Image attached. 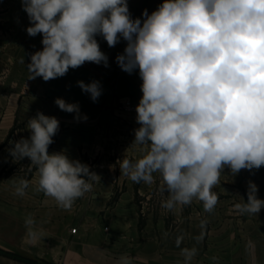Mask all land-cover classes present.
<instances>
[{"label": "clouds", "instance_id": "9594fccd", "mask_svg": "<svg viewBox=\"0 0 264 264\" xmlns=\"http://www.w3.org/2000/svg\"><path fill=\"white\" fill-rule=\"evenodd\" d=\"M30 25L27 34L42 35V50L30 55L29 80L47 82L64 77L86 62L108 66L96 39L109 47L126 41L118 54L119 67L131 74L138 69L142 96L136 106L134 145L143 155L123 158L120 173L134 183L151 185L161 178V202L174 211L202 202L212 213L218 203L213 191L224 168L232 174L264 166V0H163L143 19L131 17L128 0H21ZM92 101L102 94L99 81H78ZM60 110L80 115L78 103L56 98ZM28 138L9 149L14 160L28 158L36 167L35 191L71 210L100 177L87 164L63 151L49 153L59 130L55 116L37 112L27 125ZM30 182H14V194L27 195ZM249 181L247 202L237 203L240 214L257 215L264 200ZM242 199V198H241ZM243 200V199H242ZM24 243L43 242L44 230L31 214L25 218ZM207 220H201L204 238ZM184 237H176L180 247ZM197 248L183 247L182 264H192ZM218 264V257H212ZM117 264H133L122 255ZM179 264V262H178Z\"/></svg>", "mask_w": 264, "mask_h": 264}, {"label": "crops", "instance_id": "0c3cea01", "mask_svg": "<svg viewBox=\"0 0 264 264\" xmlns=\"http://www.w3.org/2000/svg\"><path fill=\"white\" fill-rule=\"evenodd\" d=\"M161 3L163 0H128V7L133 19H143L145 9L151 14ZM29 26L21 0H0V264H117L122 255L132 257L133 264H182L181 248L193 246L198 252L192 264H214L212 257H218V264H264V208L257 215L240 214L235 209L237 203L247 202L249 181L258 186L257 197L264 200V182L252 170L242 169L235 175L229 168L223 170L213 188L219 199L212 213H206L202 202L195 200L174 211H165L161 202L167 193L160 191L162 181L158 173L153 174V184L138 187L120 170H94L100 180L68 211L35 191L31 183L37 178L34 166H30L28 178L18 174L4 176L10 161L9 149L25 135L21 128L10 132L18 119L24 82L29 79L30 55L43 48L42 35L29 36ZM96 39L108 57L107 67L86 62L70 69L64 77L47 82L37 77L31 80L33 94L78 103L80 110H104L100 105L108 101L115 86L132 94L141 91L137 71L129 74L116 62L126 41L121 39L115 47H109L101 36ZM93 80L99 81L102 90L95 102L77 84ZM9 83H16V90H10ZM10 97L17 99L16 106L9 105ZM72 133V128L64 130L49 147V153L63 151L70 159L80 160L85 154L79 149L84 135L74 134L81 141L73 151ZM20 179L30 182L23 197L14 194V182ZM143 191L150 198L161 195L148 203L160 213L149 212L140 226L136 194ZM116 192L119 194L114 199ZM29 214L44 230L43 242L37 245L24 243V222ZM204 219L205 234L198 243L195 237L200 235V222ZM73 228L76 232H72ZM181 234L184 239L177 247L176 237Z\"/></svg>", "mask_w": 264, "mask_h": 264}, {"label": "rangeland", "instance_id": "374dc122", "mask_svg": "<svg viewBox=\"0 0 264 264\" xmlns=\"http://www.w3.org/2000/svg\"><path fill=\"white\" fill-rule=\"evenodd\" d=\"M136 71L138 73L139 87L142 81L139 77L138 69ZM32 86L33 82L31 80L27 79L24 82L25 93L23 98H19L18 119L13 127L15 130L17 128L24 130V138L30 136V131L27 128L29 119L35 117L39 111L47 116H55L59 121V130L53 137L54 142L52 144L58 140L64 130L72 128L74 133H72V138L70 136V143L73 144L72 148L74 151L76 148L75 145H79L81 141L74 134L83 132L82 147H78L85 154L82 155L79 161L87 164L92 172L94 170L107 169L120 170L119 161L123 158L135 161L143 155L140 146L133 144L135 139L134 130L140 126L136 122L137 113H128L123 110V103L125 101L131 100L136 106L138 105L142 96L141 91L132 94L129 90L123 92L115 86L111 91L108 101L100 105L105 108L104 110H80L81 117L86 116L87 119L76 120L74 119L75 113H64V111L59 109L55 104V98L46 96L37 97L34 95ZM9 88L10 90H16V83H9ZM16 100V98L10 97L8 99L9 105L16 106ZM7 155H10V152ZM9 159L8 169L5 170L4 176L18 174L28 178L30 175V166H33L31 165V161L28 158L16 161L11 155ZM252 171L257 173V177L261 182H264V166L258 170L253 169ZM136 185L142 187L144 183H136ZM118 194L116 192L112 197L116 199ZM160 196V194H154L150 198L144 191L136 194V201L140 207V226L144 225L146 214L149 212L160 213L157 209H151V206L148 204L152 200H158Z\"/></svg>", "mask_w": 264, "mask_h": 264}, {"label": "built area", "instance_id": "2783aa9c", "mask_svg": "<svg viewBox=\"0 0 264 264\" xmlns=\"http://www.w3.org/2000/svg\"><path fill=\"white\" fill-rule=\"evenodd\" d=\"M123 110L128 113H135L136 105L131 100L125 101L123 103ZM76 230H77L76 228H73L72 232H76Z\"/></svg>", "mask_w": 264, "mask_h": 264}, {"label": "trees", "instance_id": "16d2710c", "mask_svg": "<svg viewBox=\"0 0 264 264\" xmlns=\"http://www.w3.org/2000/svg\"><path fill=\"white\" fill-rule=\"evenodd\" d=\"M14 130H15V128H12V130H11L10 134H11V133H13V131H14ZM34 168H36V167L34 166Z\"/></svg>", "mask_w": 264, "mask_h": 264}]
</instances>
